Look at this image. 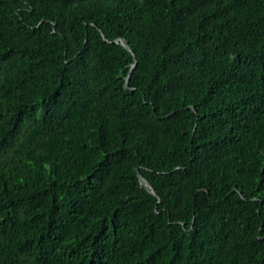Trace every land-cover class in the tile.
<instances>
[{
    "label": "trees",
    "instance_id": "16d2710c",
    "mask_svg": "<svg viewBox=\"0 0 264 264\" xmlns=\"http://www.w3.org/2000/svg\"><path fill=\"white\" fill-rule=\"evenodd\" d=\"M0 264H264V0H0Z\"/></svg>",
    "mask_w": 264,
    "mask_h": 264
},
{
    "label": "water",
    "instance_id": "95a60500",
    "mask_svg": "<svg viewBox=\"0 0 264 264\" xmlns=\"http://www.w3.org/2000/svg\"><path fill=\"white\" fill-rule=\"evenodd\" d=\"M121 44L126 48L128 49V46L127 44L125 43V41H121ZM129 77H130V73L129 75L127 76L126 80L128 81L129 80ZM138 177H139V180H140V183L141 185H143L151 194H153L154 196H156V193L155 191L151 188L150 184L140 176V174L138 173Z\"/></svg>",
    "mask_w": 264,
    "mask_h": 264
}]
</instances>
